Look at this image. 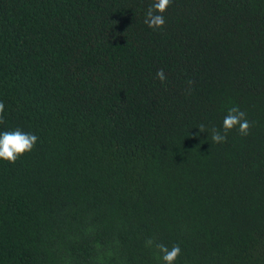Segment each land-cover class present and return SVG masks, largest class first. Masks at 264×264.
Returning a JSON list of instances; mask_svg holds the SVG:
<instances>
[{"label": "trees", "instance_id": "trees-1", "mask_svg": "<svg viewBox=\"0 0 264 264\" xmlns=\"http://www.w3.org/2000/svg\"><path fill=\"white\" fill-rule=\"evenodd\" d=\"M153 2L0 0V264H264V0Z\"/></svg>", "mask_w": 264, "mask_h": 264}, {"label": "clouds", "instance_id": "clouds-1", "mask_svg": "<svg viewBox=\"0 0 264 264\" xmlns=\"http://www.w3.org/2000/svg\"><path fill=\"white\" fill-rule=\"evenodd\" d=\"M172 3L173 0H154L148 7L144 23L153 30L162 29L166 23L163 13L167 11ZM156 75L162 83L166 80L163 69L159 70ZM4 110L5 105L0 101V124L4 123ZM252 126L253 122L246 118L245 112L240 110L239 107H232L228 109V114L224 117L223 133L213 128L211 130V141L213 143L225 142L227 133L233 128H237L241 135L247 136L250 134ZM198 128L201 132L205 131L203 124L199 125ZM38 139L37 135L20 129L0 132V159L14 164L23 154L34 149ZM153 245L161 253V258L165 264H175V261L180 256L181 249L178 244L173 245L169 249L163 243H156L152 238L145 240L146 247H152Z\"/></svg>", "mask_w": 264, "mask_h": 264}]
</instances>
